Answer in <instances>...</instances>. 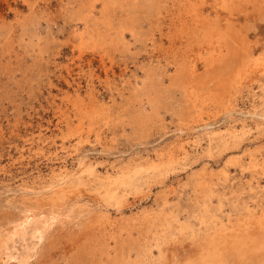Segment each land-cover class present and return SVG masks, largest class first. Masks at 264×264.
<instances>
[{"label": "rangeland", "instance_id": "374dc122", "mask_svg": "<svg viewBox=\"0 0 264 264\" xmlns=\"http://www.w3.org/2000/svg\"><path fill=\"white\" fill-rule=\"evenodd\" d=\"M105 1L0 0V240L87 151L24 264H264V0Z\"/></svg>", "mask_w": 264, "mask_h": 264}, {"label": "bare ground", "instance_id": "6f19581e", "mask_svg": "<svg viewBox=\"0 0 264 264\" xmlns=\"http://www.w3.org/2000/svg\"><path fill=\"white\" fill-rule=\"evenodd\" d=\"M135 1H133V2L135 3ZM112 3H114V0H106L105 3H104L105 4V8L108 10L109 7L111 5H113ZM90 8H92V7H90ZM203 28H201V29H203ZM205 31H207V30H205ZM195 35H197V33ZM209 37L210 36H208V38ZM203 38H205V37H203ZM216 44H217V42H216ZM151 102H152V100H151ZM158 102H160V101H158ZM236 111H234V112H236ZM240 113L243 114L244 112H242V110H241ZM230 114H231L230 110L226 111L225 115L223 116V119L226 118V117H229ZM250 116H252V115H250ZM255 117H256V115H255ZM211 126H212L211 122L210 123L206 122V123H203L201 125V128L202 129H207V128H210ZM185 131H186V129H185ZM86 152L78 153L77 157L75 158L76 159L75 160V167L73 169H71V170L68 169L69 171H65L63 173H60L58 175L59 177L55 178L54 180L52 179V181H50L48 184L42 186L41 188L35 190V189H32V188H29V186H28V187H22V188L19 189L22 193H26V194H45L46 197H51L52 198V200H51L52 203L47 204L46 206H43V204H41V206L38 209L36 208L35 210H31L30 212L27 213V215H23L22 218H20L19 220L15 221V223H14V225L12 227V231L9 232L8 237H6V238L4 237L5 239H1L0 240V259L1 260H3L4 262L12 260V261H14V262H16L18 264H24L30 259L31 255H32L31 251L33 249L32 245H31V242L33 240H35L36 238H38L44 232V230L48 226H50L51 222L59 214L58 211H60V208L58 210V207H57L58 203H57V201H54V200L59 198L64 193V191H66V189H69L67 187H68V184L70 185V182H75V181H72V180L74 179V177H76L75 175H77V173L80 171L81 166L84 164L85 157L87 156ZM110 153H108V154H110ZM75 154H76V152H75ZM55 175H56V173H55ZM15 192H16V190H15ZM67 192H69V191H67ZM30 198H32V197H30ZM60 213H61V211H60ZM4 233H6V232H4ZM246 235H247V233L245 234V236ZM217 239H219L218 236H217L216 240L207 243L206 246L209 249L205 250L200 256H198L194 260H190L186 264H225L224 262H222L221 253H222L223 250L224 251L227 250L226 247H227V243L230 241V237L227 234H225L222 239H220V240H217ZM237 239L239 241V242H237V246H236L237 248H240V245H244L247 250H251L252 251V250H254V249L259 247L258 246V242H260V240L258 238L254 237V233L253 232L250 233V237L249 238H244V237L239 236V238H237ZM17 242H19L21 244V249L16 247V245H17L16 243ZM240 249H242V248H240Z\"/></svg>", "mask_w": 264, "mask_h": 264}]
</instances>
